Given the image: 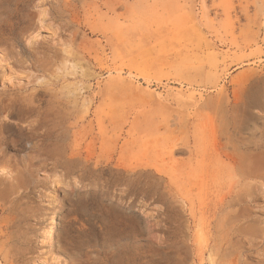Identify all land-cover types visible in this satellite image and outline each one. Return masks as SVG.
I'll return each instance as SVG.
<instances>
[{
  "label": "rangeland",
  "instance_id": "374dc122",
  "mask_svg": "<svg viewBox=\"0 0 264 264\" xmlns=\"http://www.w3.org/2000/svg\"><path fill=\"white\" fill-rule=\"evenodd\" d=\"M259 101L264 0H0V264H54L79 244L73 264L128 262L118 251L150 232L155 264H264ZM69 144L87 171L59 164ZM111 156L156 174L152 195L120 209L100 195L127 180ZM80 177L88 188L62 184Z\"/></svg>",
  "mask_w": 264,
  "mask_h": 264
},
{
  "label": "bare ground",
  "instance_id": "6f19581e",
  "mask_svg": "<svg viewBox=\"0 0 264 264\" xmlns=\"http://www.w3.org/2000/svg\"><path fill=\"white\" fill-rule=\"evenodd\" d=\"M34 17H35V15H34ZM38 25H40V24H38ZM235 97H236L237 101H241L242 100V92H238V94H236ZM256 108H257L256 112L255 113L254 112H250V115L252 117H254L256 120H258L259 122L262 123L261 128L264 130V101H259ZM50 111L52 112V116H55V117L58 116L60 114L59 113L58 104L57 105L56 104H52V106L50 108ZM55 119H59V118L56 117ZM68 120H69V116L68 115L65 118H60V121H64L63 124H60V125H62V127H63V129H64V131L66 133H69V131L71 129V125H69L67 123ZM58 121L59 120L55 121V123H58ZM224 126H225V124H224ZM213 130H215V129H213ZM224 130H226V128L223 129V131ZM227 130H229V129H227ZM120 135L121 134L116 136L115 142H117L119 140ZM197 135H198V133L196 132L195 136H197ZM196 139L197 138L194 137V140H196ZM217 141H218V139H217ZM70 145L71 144H69V147H68L69 150L66 151L64 156L62 158H59V160H58L59 164H61L65 168L67 166H70V167H72V166H74V167H83L84 170L87 171V168H90L89 166H90V161L92 160V158L91 157L83 158L82 153L80 151H75V149L73 150ZM79 145H77V146H79ZM77 149H79V148H77ZM194 153H196V155L199 156V157L201 156V159L198 161L197 166L200 167V168H203L205 166V162H206L204 157L206 156V153H207V146L204 144L203 138H202V143H200V145H198V147L194 151H190L191 155H193ZM228 157L229 156H227V158ZM235 159L231 158L230 161L231 160H235ZM103 162L105 163L106 167L111 165L112 166L111 170L114 171L116 175H119L120 177L127 178L125 183L122 185V187H124V190H118L119 188H122V187H119V188H112L111 187L112 189H110L109 182H106L105 185H101V186L97 187L98 192L100 193V195L105 196L109 200V203L110 202H114L115 203L114 208L120 209L122 207H132L134 202H135V200H136V196L137 195H143V198L152 195V191H148L147 189L148 188H152L153 183L150 182L148 179L153 178V177L156 178L157 177L156 174L151 173V172L141 171V170L137 169L138 165H136L135 167H130V165H128L126 162H124L121 159H117L115 161L113 156L103 159ZM113 163H114V165H113ZM253 164H254V162H253ZM255 165L256 164H254V167H252L253 169L249 167V171L245 170V168H243L241 166H239V168H236V169H239V173L241 174L242 177L247 178V177L251 176V174L254 171H256L257 167ZM258 167H260V166H258ZM259 169L262 171V167L259 168ZM256 172H258V171H256ZM242 177H240V178H242ZM83 182H84V179L82 177H80V181L74 182V184H72V185L67 183V182H63V183L61 182V183L64 185V187H69L70 186L69 188H70L71 191L72 190L73 191L74 190L77 191V190H79V188H82V187L88 188L90 186L89 184L84 185ZM61 187H63V186H61ZM59 192H60L59 189H56V191L54 193L55 194L54 195L55 196L54 197L55 198L54 201L58 199V196L60 195ZM170 195H172V194H170ZM140 203H141V201H140ZM144 204H145V201L142 202V206ZM140 206H141V204H140ZM140 214L141 213H139V216H140ZM150 214L151 213H149V215ZM143 216H144V214H143ZM144 217H146V214H145ZM241 221L242 220H240V221L237 220L235 225H236L237 231L243 233L244 232V228H245V223H242L241 226L237 227L238 224L241 223ZM57 222H58L57 220L55 221V219L52 218L50 220V224L47 225L46 230H44V232H43L44 233L43 236L45 237V241L47 243H52L51 238L53 236V230H54L55 224ZM227 232H226V235H227ZM196 234H198V233H196ZM195 236H196V240L195 241L199 242L198 236L197 235H195ZM157 237H159V236L157 235ZM157 237L152 232H150L149 235H148V245L146 247L134 246V247H131L129 249H121L119 251L117 250L118 253H120V254H129V255H131L132 256V260L128 261V262H124V261H121V260L120 261L116 260V261H114V262H112L110 264H155L153 259H154L155 252L157 251V249H155V242H156L155 239L157 240ZM193 245L196 246V244H193ZM60 249H61V254L64 257H62V258H60V257L53 258L52 261H53L54 264H73V261L75 260V258H77V256L80 255V253L83 251L84 248H82V245L79 244L77 246H74L73 248H68L67 246L65 247L63 245V246H61ZM196 249H197V247H195V250ZM211 255H214V254L212 253ZM50 256H52L51 253H50ZM116 258H118V257H116ZM103 264H108V263H107V261H105ZM210 264H214V261H211Z\"/></svg>",
  "mask_w": 264,
  "mask_h": 264
}]
</instances>
